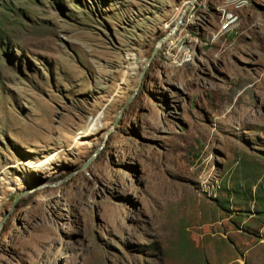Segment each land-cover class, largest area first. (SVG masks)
Wrapping results in <instances>:
<instances>
[{"label":"rangeland","instance_id":"rangeland-1","mask_svg":"<svg viewBox=\"0 0 264 264\" xmlns=\"http://www.w3.org/2000/svg\"><path fill=\"white\" fill-rule=\"evenodd\" d=\"M191 1L0 0V264H264V0L144 76Z\"/></svg>","mask_w":264,"mask_h":264},{"label":"bare ground","instance_id":"bare-ground-1","mask_svg":"<svg viewBox=\"0 0 264 264\" xmlns=\"http://www.w3.org/2000/svg\"><path fill=\"white\" fill-rule=\"evenodd\" d=\"M211 1V0H210ZM255 0H216V11L220 16V30L219 33H231L232 29L234 28V26H236L239 22V14L244 10L247 9L248 7H250V5L254 2ZM205 4L206 1L204 0V2H201V4ZM193 6V8H195V5H191ZM229 21H233L231 24H229ZM188 21L186 20V15L184 14V11L180 10L177 13V17L174 19V23L176 26L175 29L173 30V32L168 35L167 37H165V39H167V43L168 46L174 45V41L175 38L177 37L178 33L181 31V27H183L185 25V23H187ZM165 44V45H166ZM191 57L186 53L183 55L182 57V63H188L190 61ZM126 60L131 61V65H134V62L136 61V59L133 56L127 55ZM135 66V65H134ZM135 68L133 69H129V71L125 72L123 75V79L122 82L125 85L129 84V79L134 75ZM70 135H73L72 131L70 132ZM66 140L64 141L65 144H69L71 141L70 137H66ZM37 164V163H36ZM29 165V164H28ZM46 165V162H40L39 164L35 165L33 163L30 164V169H38V168H42ZM48 167V166H47ZM49 170L50 167L48 168ZM48 171V170H47ZM214 171V169H213ZM51 173H54L53 171H51ZM50 173V174H51ZM49 174V173H48ZM24 175V174H23ZM21 182V181H19ZM24 182V181H22ZM13 191V190H12ZM35 194L39 193V189H37L36 187H34V191Z\"/></svg>","mask_w":264,"mask_h":264},{"label":"water","instance_id":"water-1","mask_svg":"<svg viewBox=\"0 0 264 264\" xmlns=\"http://www.w3.org/2000/svg\"><path fill=\"white\" fill-rule=\"evenodd\" d=\"M199 1H200V0H192V1L189 3V5H187V7L185 8V10H184V14L186 15V14L189 12V10H191V9L193 8V6H191V5H197ZM166 43H167V39L164 38V39L158 44V46L156 47L155 52H154V54H153V56H152V59L149 60V61L147 62V64H146V68H145L144 73H143L144 76H145V74H146L148 68H149L150 65L152 64V62H153V61L157 58V56L160 54L161 48H162ZM144 76H142V77H144ZM125 109H126V108H125ZM125 109L122 111V113L125 111ZM122 113H121V115H123ZM121 115H120V116H121ZM121 117H122V116H121ZM121 117H120V119H121ZM120 119H119V121H120ZM88 167H89V164H87V165L85 166L84 169H86V168H88ZM20 198H21V196H19V197L17 198V201H18ZM1 227H2V224L0 225V230H1Z\"/></svg>","mask_w":264,"mask_h":264},{"label":"built area","instance_id":"built-area-1","mask_svg":"<svg viewBox=\"0 0 264 264\" xmlns=\"http://www.w3.org/2000/svg\"><path fill=\"white\" fill-rule=\"evenodd\" d=\"M233 21H229V24H231Z\"/></svg>","mask_w":264,"mask_h":264}]
</instances>
